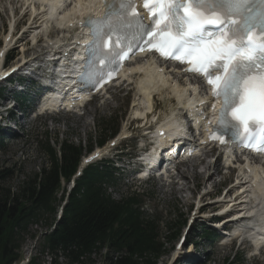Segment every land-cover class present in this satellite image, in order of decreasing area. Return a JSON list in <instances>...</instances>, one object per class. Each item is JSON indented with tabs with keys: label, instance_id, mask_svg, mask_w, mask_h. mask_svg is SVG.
<instances>
[{
	"label": "snow or ice",
	"instance_id": "1",
	"mask_svg": "<svg viewBox=\"0 0 264 264\" xmlns=\"http://www.w3.org/2000/svg\"><path fill=\"white\" fill-rule=\"evenodd\" d=\"M98 2L101 14L81 20L91 37L82 82L111 79L133 50L154 51L202 76L219 102L206 121L209 139L264 153V0Z\"/></svg>",
	"mask_w": 264,
	"mask_h": 264
},
{
	"label": "trees",
	"instance_id": "2",
	"mask_svg": "<svg viewBox=\"0 0 264 264\" xmlns=\"http://www.w3.org/2000/svg\"><path fill=\"white\" fill-rule=\"evenodd\" d=\"M103 142L101 139L98 144ZM42 148L47 165L26 177L14 190L10 185L14 170L0 164V264L18 260L29 225L46 214L52 217L50 228L40 237L38 256L31 257L27 264H41L43 255L49 257L48 264H93L92 256L101 249L107 251L109 264H155L164 252L159 227L156 217L140 210V196L133 193L112 198L107 187L116 182L106 165L87 167L65 195L61 180L68 181L74 173L83 146L63 139L58 150L47 140ZM0 150H5L1 141ZM59 206L61 214L55 219ZM179 231L176 229L172 237ZM206 236L212 238L207 233ZM58 258L64 261L58 263Z\"/></svg>",
	"mask_w": 264,
	"mask_h": 264
},
{
	"label": "rangeland",
	"instance_id": "3",
	"mask_svg": "<svg viewBox=\"0 0 264 264\" xmlns=\"http://www.w3.org/2000/svg\"><path fill=\"white\" fill-rule=\"evenodd\" d=\"M15 6H17L15 1L0 0V43L7 25L11 22L12 14L15 22L21 17L22 10H15L18 8V6ZM27 20L28 16L24 17L20 22H17V31L26 29ZM33 37V34L26 35L24 42H27V45L19 46L17 52L19 53V51L23 49L29 50L32 47L30 40ZM16 60L17 57L13 62ZM160 99L162 100V98ZM166 99L168 100V104H170V99ZM131 100L133 101V99H127V97L124 96L123 91L114 88L102 101L92 102L85 109L83 114L82 111H78L77 114L53 115L51 117H40L36 119L25 117L21 120L24 123V128L22 129L23 133L20 137L12 140L6 139L5 150H0V164L14 170V175L10 181L11 188L13 190L16 189L17 185L26 177L40 171L43 166L47 165V157L42 148L43 142L46 139L53 147H56L59 141L66 139L74 144H81L83 148L86 149L89 145L93 144L94 146V143L99 139L107 138L115 129L120 130V132L124 131L134 115L132 114L133 107ZM165 100L162 101L166 103ZM138 126L139 122L130 123L128 130L132 131L134 136H137L139 134ZM135 142H137L135 139L126 142L128 151H130L131 147H135ZM187 167L185 170H181L184 171V175L187 176V178L179 176L176 185L171 183L174 185L172 187L166 186L164 188H159L157 183L140 184L139 186V182H135L136 186L132 188H129V183L126 184L127 186L125 187H122L123 184L119 183L117 186H112L109 189L112 197L115 199H120L127 193L136 190L138 194L144 195L143 198L145 202L143 209L146 214L150 217H158L159 240L162 243L164 252L156 259L155 264H181L179 262L173 263V258L176 254L174 252V247L184 226L182 222L187 218L190 205L193 203L196 194L203 188L206 190L208 187H211L212 195L216 194L218 197V195L224 193L226 188L233 181L228 178V180L222 181L220 185H216L215 183L221 180L220 177L214 174V179L211 181L209 180L210 182L208 181V184L204 186L205 181L203 179H197V177L195 179L192 176L193 172H196L198 177L203 173L195 171L194 165L193 169L189 168V166ZM197 170L201 171L202 167L197 168ZM204 170L202 172H204ZM230 187H232V185ZM217 189L218 191H216ZM204 200L208 201V198L206 197ZM217 203H215V205H217ZM54 217L55 219L58 217V211L55 213ZM51 218L52 217L46 214L37 223L29 225V232L24 235V239L19 247L20 256L13 264H25L29 255L38 256V242L40 241L41 235L49 230L50 227L48 223L50 224ZM178 228H180V231L177 236L173 238L172 235ZM193 233L194 231L190 229L189 235L191 236ZM30 234H34V236L30 237ZM246 247L247 246L244 244H235L234 247L230 249L229 247L222 248L218 244H214L213 246H208L206 244V246H204L201 242V247L198 248L197 251L198 254L200 256L203 255V257L208 253V261H204V264H227L225 258L231 261L230 259L233 258L235 252L238 251L241 253ZM241 255L243 258L242 264H264V253L261 254L258 261H254L250 258L247 259V252L244 254L241 253ZM106 256L107 251L101 249L98 254L92 256L93 264H109ZM48 261V256H41V264H48ZM57 261L61 263L64 260L58 258Z\"/></svg>",
	"mask_w": 264,
	"mask_h": 264
},
{
	"label": "bare ground",
	"instance_id": "4",
	"mask_svg": "<svg viewBox=\"0 0 264 264\" xmlns=\"http://www.w3.org/2000/svg\"><path fill=\"white\" fill-rule=\"evenodd\" d=\"M84 2V1H83ZM17 9V8H16ZM32 10H35V6H32V8H31ZM29 11V10H28ZM28 11L27 10H25V12L23 13V16L24 15H26L27 13H28ZM52 13H54V14H56V10L55 9H52ZM46 18H51V15L49 14L48 16H46L44 19L46 20ZM54 18V20H56L57 18L56 17H53ZM35 19H36V17H33V19H32V23H34L35 22ZM52 20V19H51ZM31 23V24H32ZM58 36V33H57V35H56V37ZM62 36H65V35H62ZM36 39H37V37H36ZM49 40V42L51 43V41H53V43L52 44H54L55 42H57L58 43V41H61V42H64L63 41V39H52V38H50V39H48ZM47 44V48L48 49H50V50H54L55 49V47H53L52 45H49V43L47 42L46 43ZM179 83V81L178 80H172V77L170 78V76H168V77H166L164 80H162V85H164L165 87H166V89H164V91H162V87L161 88H159L158 90H161V92H160V98H162V100H165L166 98H168V99H170V104H172V96H171V93L173 92V93H175V94H177L178 93V89H180L181 91H183V92H185L186 91V88H183V87H180V86H174L175 84H178ZM151 89L152 88H141V87H139L138 88V95H139V97L141 96L142 98H140V100H139V102L138 103H134V107L135 108H133V110H134V113H135V117H137V118H140L141 120L142 119H147V115H145L144 116V113H146L147 111H149V110H151V104H152V107L153 106H155L156 104L154 103V102H152V103H150V98H149V95H148V92H150L151 91ZM165 101H168L167 99L165 100ZM142 103H144L143 105H142ZM140 105H142L141 106V108H140ZM176 107H173V108H171L170 107V110L171 109H175ZM201 164H204V166H205V170H204V172H201V173H203V174H200L199 175V177L196 175V172H193V174H192V176L196 179V177H197V179H203L205 182H208L211 178H213V176H214V174H216L217 173V169H218V166H216V164H214V165H212V164H210V162H208V163H204L203 161H201L200 162ZM193 165H194V161L192 162V163H189V165H186V167L187 166H189V168H192L193 169ZM188 168V167H187ZM241 168H239V170H240ZM213 170V171H212ZM185 173H184V171H181L180 172V175L181 176H183V177H185V178H187V176H185L184 175ZM201 175H203V176H201ZM236 179V184L237 185H239V186H242L244 183H241V178L239 177V176H237V178H235ZM203 182V181H202ZM176 183V179L175 178H173L172 179V184H175ZM235 188H236V185L235 184H232V187H230L228 190H227V192H226V195H225V197L223 198V200L226 198V196L227 197H230L233 193H232V191H234L235 190ZM246 200V199H245ZM245 200H240V202H237V201H231V200H225V203L226 204H228V203H231V205H234L236 208H239V209H245L246 207H247V205H248V202H246ZM219 203V202H218ZM262 204L264 205V203L262 202ZM256 209V206L255 207H253L252 209H251V211H253V210H255ZM264 209H262V210H259L258 212H257V214H256V216H257V219H260L262 216H260V211H263ZM238 212V211H237ZM253 221H255V220H253ZM259 231H264V225L262 226V223H260L258 226H257V230L255 231V235H257V233L259 232ZM264 238V237H263ZM258 243V241L257 240H255V244H257Z\"/></svg>",
	"mask_w": 264,
	"mask_h": 264
}]
</instances>
